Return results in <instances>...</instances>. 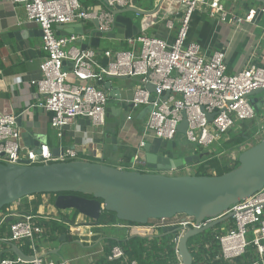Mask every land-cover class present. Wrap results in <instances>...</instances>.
<instances>
[{"label":"built area","instance_id":"2783aa9c","mask_svg":"<svg viewBox=\"0 0 264 264\" xmlns=\"http://www.w3.org/2000/svg\"><path fill=\"white\" fill-rule=\"evenodd\" d=\"M10 1L21 5L26 21L40 29L45 56L39 65L40 78L30 84L42 97L37 107L50 113L49 126L59 135L78 117L88 119L94 127L103 131L109 93L102 86L96 87V84H104L108 76L137 79L131 96L123 103L144 111L139 149L150 136L165 143L173 142L183 112L187 123L183 138L190 146L202 150L227 139L229 131L237 123L255 118L248 95L264 90V61L260 66H247L229 74L223 52L215 51L206 59L201 55L200 46L188 41L191 18L200 8L207 10L209 18H216L220 23L233 27L251 23L254 9L244 17H235L225 11L221 0H176L181 14L171 42L141 34L124 40L128 47L126 50H104L101 56L106 62L101 64L94 48H81L88 42L89 34L57 35V28L79 24L91 30V22L98 20V30L108 33L114 22L112 12L129 8L132 0H96L92 4L91 0ZM167 28L172 29L171 23L167 24ZM67 65L68 70L65 68ZM146 85H151L154 92L150 93ZM258 106L264 111V92ZM208 115H212L211 121H207ZM241 147L238 153L245 150ZM137 153L130 171L145 172V162ZM237 156L228 163L230 166L234 167ZM25 160L29 162L27 166H39L77 158L70 149H61L57 156H53L45 144L25 148L16 116L0 112V163L18 165ZM188 167L165 174H180ZM53 214L40 211L18 213L17 209L9 207L0 212V244L4 245L0 251H7L11 244H15L31 259L22 261L11 253H5L0 264H66L64 260H47L39 246L44 238L53 239L55 236L47 226L51 221L59 222ZM227 214L232 215L230 219L209 230L212 241L218 247L215 261L233 264L251 249L255 259L248 264H264V186L220 216L204 219L198 225L192 219L181 222L176 217L150 221L145 226L120 224V227L134 231L141 229L146 235H153L167 227H182L172 240L176 264H182L177 255V245L184 228L199 229ZM8 218L11 222L6 223ZM106 259L126 261L123 251L117 246L111 248ZM130 264L136 263L132 261Z\"/></svg>","mask_w":264,"mask_h":264},{"label":"water","instance_id":"95a60500","mask_svg":"<svg viewBox=\"0 0 264 264\" xmlns=\"http://www.w3.org/2000/svg\"><path fill=\"white\" fill-rule=\"evenodd\" d=\"M246 1L255 5L254 21H258L264 15V0ZM158 10L159 6L145 12L132 7L113 11L114 22L108 33H101L98 30V20H93L91 30L79 24L67 25L58 27L57 35H62V30L77 35L87 33L89 40L81 48H98L101 40L122 42L143 34L144 30L151 26V22L154 23L143 18L157 13ZM114 79L125 80L128 77H107L109 81ZM145 88L150 93L154 92L151 85H146ZM106 90L113 91L109 86ZM116 92L119 94L118 90ZM263 92V89H259L248 95L255 114L259 112L258 95ZM115 97L119 100V95ZM122 107L121 105L118 109L119 118L123 111ZM108 112L109 109L105 108L106 116ZM182 116L183 119L177 127V133L180 135L184 134L187 126L184 112ZM206 118L207 121H211L212 115ZM21 140L25 148H35L40 144L32 139L30 129L24 130ZM103 143L116 145V137L104 132ZM58 153V150H51L53 156H57ZM137 154L145 162L147 171L122 170L102 163L81 160L39 166H27L29 162L26 160L20 161L18 165L0 163V212L4 207L24 198L50 194L53 195V208L56 211H73L84 219L79 226L96 227L102 212L114 214L117 222L139 226H145L150 221L170 220L176 217L180 218L181 222L192 219L198 225L204 219L220 216L231 206L249 198L264 186V136L255 145L241 151L236 158V166L220 175L165 174L167 171L198 166L206 153L188 154L185 150L166 148L154 151L150 144H145ZM231 216L227 214L199 229L185 227L177 245V255L181 263L193 262L187 247L190 238L209 231ZM8 222H11V218L6 220V223ZM181 229L182 227L178 226L167 227L162 229L160 235L176 233ZM135 236L152 235L131 237ZM57 239L61 246L45 256L57 255L61 247L67 244L65 236ZM5 253H11L22 261L31 260L15 244H11L7 251H0V259Z\"/></svg>","mask_w":264,"mask_h":264},{"label":"crops","instance_id":"0c3cea01","mask_svg":"<svg viewBox=\"0 0 264 264\" xmlns=\"http://www.w3.org/2000/svg\"><path fill=\"white\" fill-rule=\"evenodd\" d=\"M222 1L223 8L230 16L244 17L249 10L255 8L253 3L246 0H227L226 5ZM160 2L161 0L158 3L152 0L147 5L146 0H132L130 7L145 12L159 6L158 12L153 14L156 17L150 15L143 18L154 21V23L151 22V26L147 30H144L143 35L171 42L178 28L181 14L180 6L176 0H162L161 4ZM168 23H171L172 29L167 28ZM69 34L71 33L62 30V35ZM188 41L197 43L200 46L201 55L206 59L210 58L215 51L223 52L229 74L238 72L247 66H260L264 61V15L258 21H254L253 18L251 23H243L233 27L220 23L216 18H209L207 10L200 8L194 12L191 18ZM103 42L105 41L101 40L99 47L94 48L101 64L106 62L101 56L104 50L128 49L124 41H106V44ZM44 56L39 27L26 21L25 12L21 5L13 4L10 0H0V112L15 115L21 134L25 129H30L32 139L47 145L50 150L60 152L61 149H70L75 152L77 160L131 170L133 157L137 153L141 141L144 113L142 110L132 109L130 105L123 102L131 96L137 79H114L107 80L102 85L96 84V87L102 86L106 89L109 86L113 89V91L107 90L109 101L106 108L109 109V112L105 117L103 131L94 127L88 119L78 117L59 135L49 126L50 113L37 107L42 97L38 95L36 88L30 84L31 81L40 78L39 65ZM233 59L234 63L228 67ZM65 68L68 70L69 65ZM116 90L119 91V94ZM116 95H119V100L116 99ZM121 105L123 111L121 118H119L117 117L118 109ZM127 117H130V120H127ZM104 132H109L116 137V145L103 143ZM146 144H150L154 151L166 148V150H185L188 154H197L192 146L189 149H177L169 146L170 143L165 144V142L151 136L147 137ZM205 151L202 150V152ZM224 165L227 168H233L229 164ZM196 167H188L186 171H181L180 174L176 175H182V172L183 175H195L191 172L195 173ZM212 171L209 169L208 175H216ZM31 197L35 199L27 200V203L21 208L10 209H17L18 213L52 212L59 222L63 218L64 221H68L65 218L70 212L61 211L62 213H58L53 208V197H38L36 195ZM76 219L73 226L71 224L66 225L69 233L78 239L67 243H74L78 248V253L69 259H64L66 264H92L98 257L105 255L103 239L123 241L131 238V232L135 233L133 235L144 233L122 228L118 223L113 226H96L99 232L94 233L95 227H79L83 219ZM88 233L91 235L89 236ZM54 234V238L59 236L58 233ZM54 238L42 240L41 253L47 260L60 262L63 260H59L53 254H50L49 257L45 256L47 253L56 250V244H61V242L54 241ZM3 247L4 245L0 244V249Z\"/></svg>","mask_w":264,"mask_h":264},{"label":"trees","instance_id":"16d2710c","mask_svg":"<svg viewBox=\"0 0 264 264\" xmlns=\"http://www.w3.org/2000/svg\"><path fill=\"white\" fill-rule=\"evenodd\" d=\"M95 2L96 0H91L90 3ZM233 63L234 59L233 61L231 60V62L228 64V67H230ZM261 115L262 113L260 111L256 113L255 118L252 120V122L254 123L257 120V117ZM245 127V124L242 125L237 123L235 127L231 131H229L227 139H221L218 143L208 148L205 152H202L201 149L192 147L197 154L206 153V155L203 156L202 161H200V164L196 167L195 175L206 176L208 175L207 171L209 169L215 170L216 175H220L230 171L232 168L227 167L225 168V171H221L222 164L216 158V155L223 152H231L232 150L240 147L241 144L245 142ZM235 166L236 164L234 165V167ZM36 196H45L49 198L53 197V195L50 194ZM10 206L4 207L1 212H3ZM76 215L77 214L74 213L73 217L75 218ZM60 220V222L51 221L47 223V226L51 229V232L58 233V237L65 236L66 243H71L77 240L78 238L76 236H72L69 233L68 226L66 225L73 224L74 220L64 221V218ZM117 223L139 226L130 223L117 222L114 218V214L108 212H102L96 226H113ZM98 230L99 229L95 227L94 233H98ZM160 233L161 231H158L151 237L135 236L123 241L108 238L103 239L105 256L98 257L92 264H130V262L132 261H134L136 264H176L177 260L174 253V245L172 243L175 233L165 234L164 236H161ZM58 237H55L54 239L58 241ZM114 246L119 247L123 251V254L126 257V261H124L123 259H114L112 261H108L106 259V255ZM187 247L193 259L192 264H229L222 260L215 261L214 258L218 254V247L216 243L212 241L210 231H206L205 233H202L196 237L190 238L188 240ZM24 252L26 253V251ZM254 259L255 257H253L252 250L249 249L241 259H237L233 264H248Z\"/></svg>","mask_w":264,"mask_h":264},{"label":"rangeland","instance_id":"374dc122","mask_svg":"<svg viewBox=\"0 0 264 264\" xmlns=\"http://www.w3.org/2000/svg\"><path fill=\"white\" fill-rule=\"evenodd\" d=\"M152 0H146L147 5L151 3ZM225 5L227 4V0H223L222 1ZM133 16V15H132ZM106 42V41H105ZM105 42H103L104 44H106ZM263 93L259 94L258 97H262ZM262 115L257 117V120L253 123L252 120H248V121H243V122H239L238 124H245L246 125V130H245V142L243 144H241V148L242 149H247L249 147H251L252 145H255L256 143H258L261 138L264 136V111L259 110ZM124 114V113H123ZM226 139V138H225ZM170 143V144H169ZM165 144H169V146L173 147V148H185V149H189L190 145L184 140L183 135L177 134L174 141L173 142H168ZM239 148V147H238ZM238 148L232 150L231 152H223L221 154L216 155V158L220 161V163L222 165L224 164H228L229 162H232V158L237 156L238 153ZM226 165H224L221 168V171H225ZM220 171V172H221ZM213 172L216 173L215 170H213ZM193 174H195L194 172H191ZM183 174V173H181ZM208 174V171H207ZM214 174V173H213ZM32 200L35 199L34 197L32 198H25L24 200H21L19 202H16L14 204H12L9 208H16L19 207L21 208L22 205L26 204L27 200ZM52 199V198H51ZM58 213H62L57 211ZM67 212V211H66ZM70 214H65L66 215V220H77L76 218H81L79 215H76V217L74 218V213L73 211H69ZM82 219V218H81ZM84 221V219H83ZM132 235L135 234L134 232H131ZM141 235H146V233H140ZM83 237V236H82ZM55 241V239H54ZM43 242L40 241L39 242V246L42 247ZM56 249H58L61 245L58 243L56 244ZM76 253H78V248L75 246V244H65L61 247L59 253L57 255H54L55 257L59 258V259H69L71 257H73ZM76 264V263H74Z\"/></svg>","mask_w":264,"mask_h":264},{"label":"bare ground","instance_id":"6f19581e","mask_svg":"<svg viewBox=\"0 0 264 264\" xmlns=\"http://www.w3.org/2000/svg\"><path fill=\"white\" fill-rule=\"evenodd\" d=\"M135 231H141V232H144L143 230H141V229H137V230H135Z\"/></svg>","mask_w":264,"mask_h":264}]
</instances>
